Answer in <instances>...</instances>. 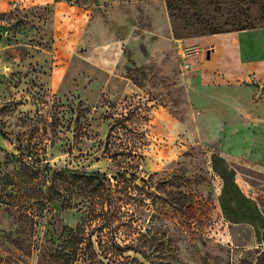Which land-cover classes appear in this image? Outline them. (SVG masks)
<instances>
[{
  "label": "rangeland",
  "instance_id": "rangeland-1",
  "mask_svg": "<svg viewBox=\"0 0 264 264\" xmlns=\"http://www.w3.org/2000/svg\"><path fill=\"white\" fill-rule=\"evenodd\" d=\"M55 2L0 12V264H264V0Z\"/></svg>",
  "mask_w": 264,
  "mask_h": 264
},
{
  "label": "crops",
  "instance_id": "crops-1",
  "mask_svg": "<svg viewBox=\"0 0 264 264\" xmlns=\"http://www.w3.org/2000/svg\"><path fill=\"white\" fill-rule=\"evenodd\" d=\"M22 1L25 2V0H0V12L6 11L16 5H19ZM53 3H55V6L57 5L55 0H53ZM214 49H216L215 44H214ZM212 54L213 52L211 53V55ZM261 61L264 63V59ZM57 72H59V68L57 69ZM238 88L243 89V87L240 88V86ZM240 123L241 124L231 123L227 125L225 136L227 140L226 143L229 148H226V151L228 153L225 156L226 157L225 159L227 163L230 165V169L234 171L232 176L233 182L236 184L239 191L246 198L253 201L258 208V205L260 203L259 200L260 199L263 200L262 197H264V189L261 188L258 189L257 187L255 189L254 188L251 189L250 183L241 176L240 170L245 165L246 166L250 165L252 167V165L258 164L257 166L259 167L257 168L260 169L264 174V161H261L260 158H254V157L252 158L250 155V148H244L245 140L247 141V138L250 137L251 131L248 128L249 123L247 121H242ZM247 123L248 125L246 127ZM234 146H237L238 148H231ZM238 177L241 178V182L238 181L237 179ZM262 185L264 187V184ZM226 212L228 213V209ZM261 214L264 215L263 212H261Z\"/></svg>",
  "mask_w": 264,
  "mask_h": 264
},
{
  "label": "trees",
  "instance_id": "trees-1",
  "mask_svg": "<svg viewBox=\"0 0 264 264\" xmlns=\"http://www.w3.org/2000/svg\"><path fill=\"white\" fill-rule=\"evenodd\" d=\"M234 26H237V24H233ZM219 26L214 25L212 27V31L210 32V34H217L220 33V31H218ZM241 29H245V28H241ZM222 178L224 179V185H223V192H222V198L220 199V206L221 209L225 215L226 218L230 219L228 216V213L226 212L227 209H232V203H236V202H242L243 207L249 209L253 215H247L245 212H240V216L236 219V221L234 222H239V221H247L250 223H253V218L255 216L258 217V219L260 218V214H259V210L256 206V204L249 200L248 198H246L238 189V187L236 186V184L233 182V172H230L229 176H226L225 174H221ZM226 176V177H225ZM234 211V210H233ZM231 220V219H230ZM233 221V220H231ZM260 221V219H259ZM257 228H260L262 231L260 232L261 236H264V221L261 220L260 223H256Z\"/></svg>",
  "mask_w": 264,
  "mask_h": 264
},
{
  "label": "water",
  "instance_id": "water-1",
  "mask_svg": "<svg viewBox=\"0 0 264 264\" xmlns=\"http://www.w3.org/2000/svg\"><path fill=\"white\" fill-rule=\"evenodd\" d=\"M140 180L143 181L144 183L147 182V181H146V178H144V177H141Z\"/></svg>",
  "mask_w": 264,
  "mask_h": 264
}]
</instances>
